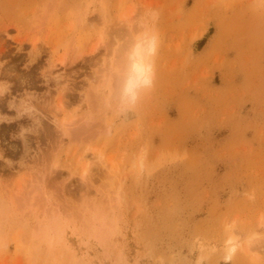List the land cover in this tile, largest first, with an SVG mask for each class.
<instances>
[{
  "label": "rangeland",
  "instance_id": "1",
  "mask_svg": "<svg viewBox=\"0 0 264 264\" xmlns=\"http://www.w3.org/2000/svg\"><path fill=\"white\" fill-rule=\"evenodd\" d=\"M152 10L156 85L118 117ZM0 82V264H264V0H0Z\"/></svg>",
  "mask_w": 264,
  "mask_h": 264
},
{
  "label": "clouds",
  "instance_id": "2",
  "mask_svg": "<svg viewBox=\"0 0 264 264\" xmlns=\"http://www.w3.org/2000/svg\"><path fill=\"white\" fill-rule=\"evenodd\" d=\"M160 13L152 10L149 13L150 21H145L141 27L142 31L134 37L125 49L120 63L114 69L115 84L112 86L110 99L106 107L113 110L118 117L127 118L128 114L134 112L142 100L149 95L155 88L157 78L156 58L159 54L160 37L155 31V22L159 19ZM57 67H49L48 72H55ZM51 79L59 82L65 79L63 72H58L51 76ZM0 98L4 92L11 88L10 84L0 82ZM65 84L63 87H67ZM13 101L9 103V108L15 109ZM23 103V102H22ZM27 112L35 111L27 108ZM22 114V113H21ZM18 117H9L0 115V124L11 123ZM111 129H109V132ZM23 136V132H21ZM2 159V158H0ZM236 248L229 249L224 256V264H230L235 255ZM204 257H197L196 264H203Z\"/></svg>",
  "mask_w": 264,
  "mask_h": 264
},
{
  "label": "bare ground",
  "instance_id": "3",
  "mask_svg": "<svg viewBox=\"0 0 264 264\" xmlns=\"http://www.w3.org/2000/svg\"><path fill=\"white\" fill-rule=\"evenodd\" d=\"M232 241H233V240H232L231 238H229V239L227 240V243H230V242H232ZM233 247H234V246L231 244V245H230V249L233 248Z\"/></svg>",
  "mask_w": 264,
  "mask_h": 264
}]
</instances>
